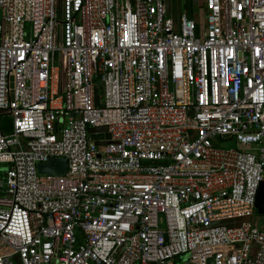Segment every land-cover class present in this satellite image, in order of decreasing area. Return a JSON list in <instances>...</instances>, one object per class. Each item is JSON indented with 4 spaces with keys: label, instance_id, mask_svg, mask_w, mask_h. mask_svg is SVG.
<instances>
[{
    "label": "built area",
    "instance_id": "1",
    "mask_svg": "<svg viewBox=\"0 0 264 264\" xmlns=\"http://www.w3.org/2000/svg\"><path fill=\"white\" fill-rule=\"evenodd\" d=\"M202 16L0 0V264H264V0Z\"/></svg>",
    "mask_w": 264,
    "mask_h": 264
},
{
    "label": "rangeland",
    "instance_id": "2",
    "mask_svg": "<svg viewBox=\"0 0 264 264\" xmlns=\"http://www.w3.org/2000/svg\"><path fill=\"white\" fill-rule=\"evenodd\" d=\"M174 3V5H176V12L178 11L182 12V13H189V7L192 6L193 8V15L194 17H196L198 20H202V13H203V6L200 5L199 1L197 0H165V4L166 7L168 8V4H172ZM179 6V8H178ZM186 7H188V9H186ZM95 87L97 90V94L99 95L102 91L101 88V84L99 82L95 83ZM1 130L5 133H9L12 131V118L9 116H3L1 118ZM217 146L221 147V148H237V144L236 141L234 139H230V138H225L223 140H219L217 142ZM253 144H249L247 146H241V147H246V148H250L252 147ZM259 217L260 220H262L263 215H259L257 216ZM223 224H225L224 222H222ZM228 223V222H226ZM187 260V255H182L179 258L175 259V263L174 264H184V262Z\"/></svg>",
    "mask_w": 264,
    "mask_h": 264
},
{
    "label": "water",
    "instance_id": "3",
    "mask_svg": "<svg viewBox=\"0 0 264 264\" xmlns=\"http://www.w3.org/2000/svg\"><path fill=\"white\" fill-rule=\"evenodd\" d=\"M96 131H105V127H92L88 130L93 138H100L101 135H95ZM106 137H109L106 134ZM97 145L104 144L103 141L96 140ZM38 171L40 173H48L53 175H62L66 172V160L64 158H50L47 162L38 164ZM256 210L258 214H264V182L260 184L258 194L256 197Z\"/></svg>",
    "mask_w": 264,
    "mask_h": 264
},
{
    "label": "crops",
    "instance_id": "4",
    "mask_svg": "<svg viewBox=\"0 0 264 264\" xmlns=\"http://www.w3.org/2000/svg\"><path fill=\"white\" fill-rule=\"evenodd\" d=\"M179 8V6H178ZM193 8L192 6L189 7V9ZM168 12L169 14L174 18V21L177 22L179 16L182 14V12L178 11L177 13L176 12V5H174V3L172 4H168ZM186 9H188V7H186ZM192 15H193V9L191 11ZM194 17V15H193ZM196 18V17H195Z\"/></svg>",
    "mask_w": 264,
    "mask_h": 264
},
{
    "label": "trees",
    "instance_id": "5",
    "mask_svg": "<svg viewBox=\"0 0 264 264\" xmlns=\"http://www.w3.org/2000/svg\"><path fill=\"white\" fill-rule=\"evenodd\" d=\"M199 3H200L201 6H203V0H201ZM189 10H190V12H191V11H192V8L189 9Z\"/></svg>",
    "mask_w": 264,
    "mask_h": 264
},
{
    "label": "flooded vegetation",
    "instance_id": "6",
    "mask_svg": "<svg viewBox=\"0 0 264 264\" xmlns=\"http://www.w3.org/2000/svg\"><path fill=\"white\" fill-rule=\"evenodd\" d=\"M197 1H199V2H200L201 0H197Z\"/></svg>",
    "mask_w": 264,
    "mask_h": 264
}]
</instances>
